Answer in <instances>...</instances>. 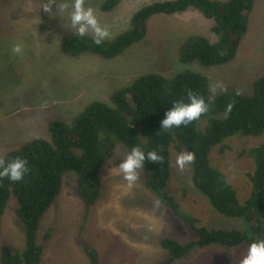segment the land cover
I'll return each mask as SVG.
<instances>
[{
  "label": "rangeland",
  "instance_id": "374dc122",
  "mask_svg": "<svg viewBox=\"0 0 264 264\" xmlns=\"http://www.w3.org/2000/svg\"><path fill=\"white\" fill-rule=\"evenodd\" d=\"M8 1L0 0V18L6 17L9 24V31L0 32V157L32 139H49L50 121L71 122L89 103L107 102L115 91L131 85L141 75L158 73L171 77L176 72L192 70L208 78L211 97L224 92L216 87L218 83L226 90L248 94L254 80L264 76V0H255L248 32L235 59L214 67L178 61L186 38L202 35L211 42L218 41L212 32L215 22L205 19L195 9L153 17L143 42L116 59L104 61L88 55L71 59L62 53L60 43L70 30L67 20L60 22L43 11L39 16L42 0H14L10 8L5 7V15L1 6ZM159 1L172 0H124L110 13L97 11V18L102 26L109 28L108 39H112L130 27L136 12ZM90 2L97 9L99 0ZM10 33L14 37L8 42L11 37L5 36ZM13 43L23 45L22 55L11 53ZM263 143L264 135L258 139L237 135L227 141L226 146L232 150L225 154L215 148L209 154L211 164L227 175L242 199L251 192L244 188L248 181L245 172H252L253 167L234 151ZM127 153L125 147L118 146L114 157L107 159L100 172L101 197L90 208L79 196L72 178L66 177L60 195L41 220L38 242L45 247L43 264H90L85 249L96 252L98 264H156L166 257L159 243L161 239L180 242L193 239L186 225L146 188V171H140L133 187L127 186L114 168ZM178 155L171 151V185L180 195L182 212L200 219L209 228L241 227L240 221L220 216L195 188L193 163L183 171L177 169ZM15 204L11 197L0 244L20 251L25 248V231L13 213ZM50 230L51 239L43 242ZM246 250V246L231 250L198 249L177 264H238Z\"/></svg>",
  "mask_w": 264,
  "mask_h": 264
},
{
  "label": "trees",
  "instance_id": "16d2710c",
  "mask_svg": "<svg viewBox=\"0 0 264 264\" xmlns=\"http://www.w3.org/2000/svg\"><path fill=\"white\" fill-rule=\"evenodd\" d=\"M13 1L1 6L5 15V7L10 8ZM123 1L99 0L97 10L110 13ZM254 4L255 0L159 1L141 8L126 31L106 39L100 46L93 44L91 35L81 39L69 30L60 43L61 50L71 59L88 55L111 61L143 42L153 17L173 16L195 9L205 19L215 22L212 32L218 41L211 42L202 35L188 37L180 48L178 61L198 63L202 67L223 66L237 56L248 32ZM5 19L0 18L1 34L9 31ZM5 37H11L7 40L10 42L14 36L10 33ZM189 91L205 99L208 111L187 126L162 130L160 121L165 112L174 101L186 100ZM229 103L232 110L225 117ZM48 132L49 139H32L0 157L5 161L16 157L26 159L29 167L21 182L0 179V241L11 197L16 203L13 213L25 231L23 250L0 244V264H43L45 247L38 242L41 220L60 195L66 177L72 178L79 196L90 208L101 197L100 172L107 159L114 157L118 146L125 147L128 152L140 146L145 151L155 150L163 157L161 163L146 162V188L155 193L160 203L193 234V239L187 242L161 239L159 243L166 257L156 264H177L198 249L248 247L252 239L264 238V143L234 151L239 159L250 162L253 167L252 172H245L248 181L244 188L249 192L251 189L245 199L240 197L227 175L209 160L215 148L225 154L228 149L232 150L226 146L227 141L237 135L254 139L264 135V76L254 80L248 94L228 89L211 97L208 78L192 70H182L171 77L158 73L141 75L131 85L115 91L107 102L89 103L71 122L50 121ZM171 151L195 154L192 173L195 188L220 216L240 221L241 227L209 228L200 219L182 212L180 195L171 185ZM51 236L52 230L45 234L43 242ZM85 254L90 264H98L96 252L85 249Z\"/></svg>",
  "mask_w": 264,
  "mask_h": 264
},
{
  "label": "clouds",
  "instance_id": "9594fccd",
  "mask_svg": "<svg viewBox=\"0 0 264 264\" xmlns=\"http://www.w3.org/2000/svg\"><path fill=\"white\" fill-rule=\"evenodd\" d=\"M41 11L52 18H59L60 22L61 19H66L68 29L77 38L83 39L91 34L92 42L96 46L102 45L111 36L109 28L100 24L97 18L98 10L93 7L90 0H42L39 16ZM63 28L65 29L64 26ZM10 51L14 55H22L24 47L21 43H13ZM216 87L226 91L222 84L218 83ZM231 110L232 104L229 103L225 109V117ZM207 111L208 103L205 99L189 91L186 100L174 101L171 108L165 112L164 118L160 121L161 129L170 130L187 126ZM194 160L193 152H181L176 157V167L179 171H183ZM162 161L163 157L157 151H145L140 146H134L114 168L131 188L138 181L140 171L144 170L146 162L161 163ZM27 165V160L20 157L8 161L0 159V179L7 178L14 183L21 182L29 172ZM238 264H264V238L252 239L248 243L246 253L241 254Z\"/></svg>",
  "mask_w": 264,
  "mask_h": 264
}]
</instances>
